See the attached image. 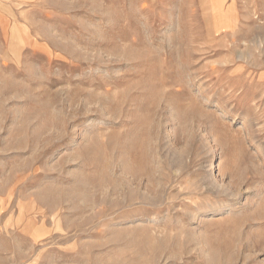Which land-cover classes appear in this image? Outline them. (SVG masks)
<instances>
[{
  "label": "rangeland",
  "instance_id": "obj_1",
  "mask_svg": "<svg viewBox=\"0 0 264 264\" xmlns=\"http://www.w3.org/2000/svg\"><path fill=\"white\" fill-rule=\"evenodd\" d=\"M0 264H264V0H0Z\"/></svg>",
  "mask_w": 264,
  "mask_h": 264
},
{
  "label": "crops",
  "instance_id": "obj_2",
  "mask_svg": "<svg viewBox=\"0 0 264 264\" xmlns=\"http://www.w3.org/2000/svg\"><path fill=\"white\" fill-rule=\"evenodd\" d=\"M216 13H219V12H216ZM219 20H218V25L220 26L221 24V21H220V16H218Z\"/></svg>",
  "mask_w": 264,
  "mask_h": 264
}]
</instances>
